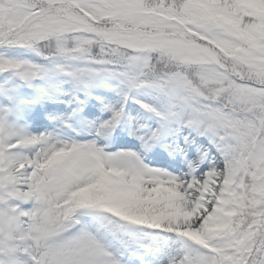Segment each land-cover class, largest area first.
<instances>
[{
    "label": "snow or ice",
    "instance_id": "1",
    "mask_svg": "<svg viewBox=\"0 0 264 264\" xmlns=\"http://www.w3.org/2000/svg\"><path fill=\"white\" fill-rule=\"evenodd\" d=\"M0 264H264V0H0Z\"/></svg>",
    "mask_w": 264,
    "mask_h": 264
},
{
    "label": "rangeland",
    "instance_id": "2",
    "mask_svg": "<svg viewBox=\"0 0 264 264\" xmlns=\"http://www.w3.org/2000/svg\"><path fill=\"white\" fill-rule=\"evenodd\" d=\"M27 58H33L32 57V54L28 53L26 54ZM38 59V58H37ZM63 78H57V82H59L60 80H62ZM114 81H111V80H105V81H101V82H98L97 85L94 87L95 90H97V87H102V90L106 91L105 93L104 92H101L100 94H95V95H98V96H104L107 100H115V99H118V97L116 96L115 92L114 91H111V87L112 85H114ZM65 88L68 87L67 84H64L63 85ZM62 99H66V98H62ZM97 113V116H91V117H83L84 119H90V118H93L92 120H96L97 118H99L100 120H103V119H107L108 116L110 115L109 112H106V111H101V106L100 105H97L94 109ZM91 120V119H90ZM28 125L30 127V130L32 131H43L44 129L43 128H37L33 125V122L30 120V122H28ZM118 130V129H117ZM79 138V137H77ZM133 139L131 138V141ZM130 142V141H129ZM110 143V147H109V150L110 151H116V147L118 148V150H120L121 148L123 149H131L133 151H137L138 153H140L143 158L145 159V162L147 163H150V160L149 158L147 157V155L144 156L143 153H141L137 148H130L129 146H126L124 145L123 147L120 146L118 147L116 144L118 143V139H117V136L116 134L113 135L111 141L109 142ZM151 164V163H150Z\"/></svg>",
    "mask_w": 264,
    "mask_h": 264
},
{
    "label": "bare ground",
    "instance_id": "3",
    "mask_svg": "<svg viewBox=\"0 0 264 264\" xmlns=\"http://www.w3.org/2000/svg\"><path fill=\"white\" fill-rule=\"evenodd\" d=\"M64 107H67V105H64ZM92 115V116H97V113L95 111H93L91 114H89V110H84V112L82 113V115ZM87 118V117H86ZM89 118V117H88ZM91 120L93 118H90ZM90 119H87V120H90ZM123 145H126V146H129L130 148H137L140 152H141V149H140V146H139V143L132 140L130 142H123L122 143ZM142 153V152H141ZM146 155V153H143ZM152 159V164L156 165L157 166V161L156 159L154 158V156L150 157ZM158 164H161V166H163V162L162 161H158Z\"/></svg>",
    "mask_w": 264,
    "mask_h": 264
}]
</instances>
